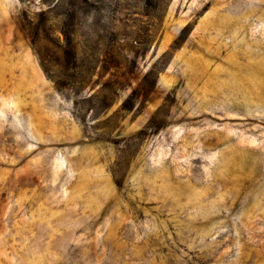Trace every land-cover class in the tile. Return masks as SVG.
<instances>
[{"label": "rangeland", "instance_id": "1", "mask_svg": "<svg viewBox=\"0 0 264 264\" xmlns=\"http://www.w3.org/2000/svg\"><path fill=\"white\" fill-rule=\"evenodd\" d=\"M0 264H264V0H0Z\"/></svg>", "mask_w": 264, "mask_h": 264}]
</instances>
